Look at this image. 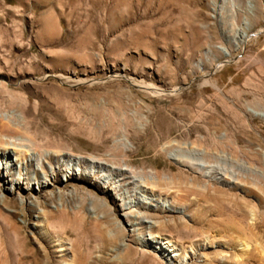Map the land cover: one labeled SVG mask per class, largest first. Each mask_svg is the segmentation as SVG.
Instances as JSON below:
<instances>
[{"label":"rangeland","instance_id":"374dc122","mask_svg":"<svg viewBox=\"0 0 264 264\" xmlns=\"http://www.w3.org/2000/svg\"><path fill=\"white\" fill-rule=\"evenodd\" d=\"M23 104L40 154L154 174L147 193L175 211H123L130 177L54 167L44 187L0 186V264H169L150 235L174 264H264V0H0V115ZM194 148L235 185L168 156Z\"/></svg>","mask_w":264,"mask_h":264},{"label":"bare ground","instance_id":"6f19581e","mask_svg":"<svg viewBox=\"0 0 264 264\" xmlns=\"http://www.w3.org/2000/svg\"><path fill=\"white\" fill-rule=\"evenodd\" d=\"M244 27L248 29L250 27L249 23L245 22ZM248 37L249 35L246 31L242 32L238 35L237 41L239 44H243V42ZM226 40L228 43L237 42L229 38ZM218 50L224 55L225 59H230L231 54L228 50L222 47H220ZM216 90L219 92V89L216 88ZM24 109H26L25 105L21 110L17 109L7 113H1L0 115V186L3 190L10 194L15 193L16 191H22L23 189H21V185H23V183H25L26 187H29L31 183H35L44 187L47 184V175H53L54 167H61L64 170L63 174H68V178L74 181H83L87 177L93 176L94 168H97L109 171L110 175L111 173L115 172L119 175H126L130 177L129 184L133 185L136 191L132 196V201L126 203L122 202L121 209L123 211H128L129 209L136 207H141L148 210L150 209L153 210V212L175 211V209L169 206L164 200L155 199L153 198L154 196L152 197L147 193L145 183L146 181L155 182L157 178L154 174L148 173L143 175L142 173H135L134 171L132 172L127 168L108 166L107 164L96 161L93 158L75 156L64 150L60 152L44 151L42 154H40L33 147L31 138L27 137L28 128L26 129L24 126ZM252 114L254 117L264 121V110L255 112L253 111ZM206 155L207 154L203 150L196 148L187 151L175 150L168 153L169 158L176 164L185 166L195 174H200L203 178L209 180H215L223 186L233 187L235 185L233 181H227L224 179V174L226 173L225 170L217 165L209 166L204 162V157H206ZM218 160L230 168H233L236 165L235 161H233L230 155H225L224 158H220ZM239 168L245 172L249 171V168L245 163L240 164ZM4 172L7 174L4 175ZM231 175L233 176V174ZM7 177H9L10 180H8ZM99 180H101L100 182H102L104 185H109L111 184L110 181L112 179L106 174L101 175ZM111 186L113 185L111 184ZM176 211L183 213L182 210ZM125 215L129 216L130 213L126 212ZM146 240L149 243L148 245L156 250L162 256V258L169 262V264H174L172 258H174L176 255L174 254V246L170 241L153 235H150V237H148ZM242 249L244 251L243 256H247L248 259L249 257H252L254 249H249L248 245H242ZM65 251H67L66 248L60 250V252ZM250 260L255 261L256 259L254 260L250 258ZM262 261L264 263V260ZM258 262L259 261L256 260V263Z\"/></svg>","mask_w":264,"mask_h":264}]
</instances>
